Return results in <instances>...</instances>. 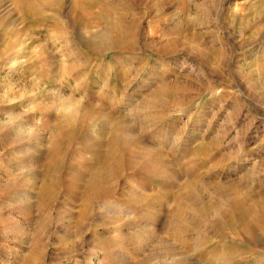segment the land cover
Listing matches in <instances>:
<instances>
[{"label": "rangeland", "instance_id": "obj_1", "mask_svg": "<svg viewBox=\"0 0 264 264\" xmlns=\"http://www.w3.org/2000/svg\"><path fill=\"white\" fill-rule=\"evenodd\" d=\"M10 1L0 264H264V0Z\"/></svg>", "mask_w": 264, "mask_h": 264}, {"label": "bare ground", "instance_id": "obj_2", "mask_svg": "<svg viewBox=\"0 0 264 264\" xmlns=\"http://www.w3.org/2000/svg\"><path fill=\"white\" fill-rule=\"evenodd\" d=\"M11 1H12L13 6L26 17V19L28 20V22L31 25L33 24L32 27L37 26L38 28H41L42 26L45 27V25L48 24L47 21L51 18V16L49 14L45 13L43 11L44 9L42 10V8L46 7V5H51L50 4L51 0H11ZM74 5L76 6L77 9L80 10V13H81V9L82 10H87V11L93 9V7L95 6V3H94V0H76V4H74ZM13 6H12V8H14ZM76 12H77V10H76ZM80 16H82V14ZM91 22L92 21H87L86 23H91ZM41 31H44V29L42 28ZM16 62L17 61L15 59L12 62V64L9 66V68L17 65L18 63H16ZM51 92H52V90L49 93H51ZM7 98H9V97H7ZM3 101H6L7 102V100H3ZM183 114H184V108L179 109L178 115H183ZM116 133H117V138H118V140L121 143H122V141L126 142L125 140H127L128 137L124 135L125 133L122 131V129H117ZM239 136H235V137L236 138H239ZM103 183H105L104 179H99L96 182L94 181V183L92 185L93 187L91 186V189L93 191L92 192V195H93L94 199H99L100 197H102L103 195H105V194L108 193V190L103 186ZM94 186H96V188H94ZM110 197H112V195H110ZM103 202L106 203L107 200H106V202H105V200H103ZM257 224L258 225H262V224H264V221H257ZM252 231L255 233V229H252ZM257 242H258V240H257ZM258 253H260V252L253 251V253H251V254L258 256ZM232 254H235V253H232ZM244 254H245V252L237 253V256H239L241 258H244L246 256V254L245 255ZM234 258H235V256H234ZM223 261H224L225 264H230V261H228V259H225ZM255 262H256V260H254L252 263H255ZM243 263L244 262H237L236 261V264H243Z\"/></svg>", "mask_w": 264, "mask_h": 264}]
</instances>
